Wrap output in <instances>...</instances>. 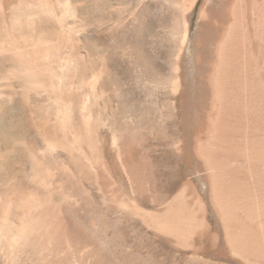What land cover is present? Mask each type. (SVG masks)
<instances>
[{
  "label": "bare ground",
  "instance_id": "1",
  "mask_svg": "<svg viewBox=\"0 0 264 264\" xmlns=\"http://www.w3.org/2000/svg\"><path fill=\"white\" fill-rule=\"evenodd\" d=\"M220 1L0 0V264H264V0Z\"/></svg>",
  "mask_w": 264,
  "mask_h": 264
},
{
  "label": "rangeland",
  "instance_id": "2",
  "mask_svg": "<svg viewBox=\"0 0 264 264\" xmlns=\"http://www.w3.org/2000/svg\"><path fill=\"white\" fill-rule=\"evenodd\" d=\"M208 2H209V4L211 5V6H217V5H219L220 3H221V1L220 0H208ZM200 4H201V1L196 5V7L193 9V10H191L189 13H188V15H187V18H188V23H189V29H190V34L192 35L195 31H196V29H197V26H198V23H199V18H198V16L196 15L197 13H199V9H200ZM173 9V10H172ZM175 10V11H174ZM171 12L172 13H170L169 12V17L171 18H169V21H170V24L172 25V22H173V27L174 26H177L176 25V12H177V10L175 9V6H171ZM178 13V12H177ZM217 13V12H216ZM213 17V21L214 20H216V19H220V14L218 13V15H215V14H213L212 15ZM215 16H217V17H215ZM173 19V20H172ZM172 20V21H171ZM198 21V22H197ZM215 31H216V34L217 35H219V36H217L216 35V38H215V41L217 42L219 39H220V35H221V30H216L215 29ZM260 44H264V41H261V43ZM185 52H186V54H188L189 53V48L187 47L186 49H185ZM195 171V170H194ZM193 171V169H190V170H188L187 171V175L188 176H193L194 177V175H195V172ZM199 182V183H198ZM201 182V183H200ZM203 181H201V180H199V179H195V184L197 185V187L201 190V191H203L204 192V183H202ZM126 186V189L127 190H129L130 191V188H131V186H130V183H126L125 184ZM129 186H130V188H129ZM129 188V189H128ZM204 193H206V192H204ZM86 202V203H85ZM79 206H81V209H83V208H85L84 210H83V212H82V214H85L86 213V211L88 210L87 209V201L86 200H82V201H80V205ZM79 206H78V208H79ZM86 206V207H85ZM79 212H81V211H79ZM98 227V226H97ZM100 227V226H99ZM98 227V236H99V232H100V228ZM103 227V226H102ZM109 234V233H108ZM110 235V234H109ZM85 236V235H84ZM86 237V236H85ZM111 238V237H110ZM87 239V238H86ZM112 241H114V242H112ZM112 243L111 242H109V244H108V251H111V253H112V256H109V255H107V254H104L103 252H100V250H98V252L100 253V255L101 256H97L99 253H95L94 251H92V252H89V250H88V248H89V246H87L88 248H87V250L85 249V250H83V254H84V256H85V258H86V256H87V258L90 260V258H92L93 257V255H96V256H94L93 258H92V261H93V264H112V262H113V264H145V263H137V261L135 260V259H131V258H124L125 256H126V250H127V247L126 246H124L125 244L122 242V240H121V236H119V235H117L116 233L114 234V236H113V238H112ZM121 242V243H120ZM83 243H84V245H85V239L83 238ZM120 243V244H119ZM116 244V245H115ZM121 245V246H120ZM123 245V246H122ZM98 246V245H97ZM107 246V245H106ZM112 246V247H111ZM117 246V247H116ZM85 248V247H84ZM112 248V249H111ZM115 248V249H114ZM97 249H100V248H97ZM110 249V250H109ZM85 252H87L86 254H85ZM173 254H170V255H172V256H168V258L166 259V261H164L163 263L164 264H202L201 263V261L199 260V262L194 258V259H192V258H190L191 256L188 254V253H186V252H184V253H182V252H172ZM183 254V255H182ZM209 254V255H208ZM118 255V256H117ZM124 255V256H123ZM173 255L174 256H176L175 258L173 257ZM181 255V256H180ZM187 255H188V257H187ZM90 256V257H89ZM206 257H209V258H206ZM94 258L96 259L95 261H98V262H94ZM159 258L160 257H158V258H154L153 260H156V261H159ZM169 259H174V261H172V260H169ZM206 259V260H205ZM205 263L207 262V264H213L212 262L214 261V264H228V263H226V262H224L223 260H221V259H218L217 257H215V256H213V255H211V253H210V251H207L206 253H205ZM208 259V260H207ZM209 259H210V261H209ZM213 259V260H212ZM116 260V261H115ZM123 260V261H122ZM128 260V261H127ZM167 260L169 261V262H167ZM212 260V261H211ZM91 260L89 261V262H92ZM100 261V262H99ZM105 261H107V262H105ZM133 261H135V262H133ZM220 263H219V262ZM221 261H223V263L221 262ZM116 262V263H115ZM204 263V261H203V264H205ZM71 264H73V263H71ZM74 264H76V263H74ZM146 264H149V263H146ZM155 264H159V263H155ZM161 264V263H160Z\"/></svg>",
  "mask_w": 264,
  "mask_h": 264
}]
</instances>
